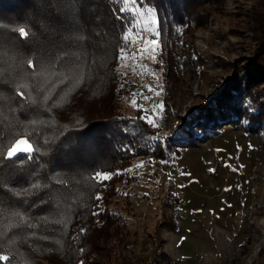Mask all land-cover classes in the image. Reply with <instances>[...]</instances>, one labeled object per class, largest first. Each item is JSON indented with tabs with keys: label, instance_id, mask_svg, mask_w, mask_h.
Wrapping results in <instances>:
<instances>
[{
	"label": "trees",
	"instance_id": "obj_1",
	"mask_svg": "<svg viewBox=\"0 0 264 264\" xmlns=\"http://www.w3.org/2000/svg\"><path fill=\"white\" fill-rule=\"evenodd\" d=\"M222 1L145 0L139 5L156 12L168 74L177 61L168 39L174 26L201 25L209 11L199 8ZM255 5L253 56L243 68H234L211 107L188 113L185 123L197 121L211 131L236 115V120L248 119L253 129L263 124L264 0ZM122 8L123 0H0V253L9 256L0 264H41L43 259L104 264L93 257L101 251L95 242L119 239L121 218L116 211L96 213V206L122 174L114 172L102 183L92 177L127 167L138 155L163 157L165 147L174 150L193 141L189 131L160 136L140 113L121 110L120 100L128 94L115 66L132 20V12L121 13ZM19 27L29 32L27 39L19 37ZM100 85L102 95L95 92ZM84 92L89 104L81 108L75 102ZM245 96L251 107L241 104ZM25 134L38 149L32 159L25 154L5 159L12 140ZM104 249L111 252L114 245Z\"/></svg>",
	"mask_w": 264,
	"mask_h": 264
},
{
	"label": "rangeland",
	"instance_id": "obj_2",
	"mask_svg": "<svg viewBox=\"0 0 264 264\" xmlns=\"http://www.w3.org/2000/svg\"><path fill=\"white\" fill-rule=\"evenodd\" d=\"M255 4L207 3L199 8L209 11L201 25L174 26L168 39L177 61L169 74L161 47L155 61L118 60L115 69L128 94L120 100L121 110L142 117L133 100L141 108H159L160 136L189 131L193 141L165 147L163 157L149 152L127 167L103 172L122 174L96 206V213H120L122 241L95 242L101 251L93 257L101 263L153 264L158 255V264H264V122L253 129L248 119L234 115V121H221L211 131L197 121L185 123L188 113L211 107L234 68L253 56ZM103 89L97 86L95 92L102 95ZM75 104H89L85 92ZM241 104L251 107L246 96ZM107 243L114 245L111 252L104 249Z\"/></svg>",
	"mask_w": 264,
	"mask_h": 264
},
{
	"label": "snow or ice",
	"instance_id": "obj_3",
	"mask_svg": "<svg viewBox=\"0 0 264 264\" xmlns=\"http://www.w3.org/2000/svg\"><path fill=\"white\" fill-rule=\"evenodd\" d=\"M123 2L125 8L120 9L121 13H123L125 9H128L129 4L135 5V7L128 9L132 12V20L126 26L127 31L122 37L125 46L119 50L120 55L118 60L126 63L129 60L142 61L147 57L155 61L157 50L160 47L159 40L152 38L159 36L157 27L158 21L155 10L152 7L141 8L139 5L145 3V0H139V3L138 0H123ZM17 31L21 39L28 38L29 32L26 31L25 27H19ZM27 64L29 68L35 71L36 65L31 59L27 61ZM141 67H143V65H141ZM153 75H155V73H153ZM20 87H25V85H21ZM149 91L155 90L149 86ZM17 94L20 96L21 100L25 99V93L23 91H20ZM156 94L159 95L158 92ZM144 99L147 100V97H144ZM133 105L143 112L141 118L144 119L147 124L154 128L159 126L157 123V113L159 108H154L152 110L141 108L136 104L135 100H133ZM160 107H162V105ZM153 138L158 139V137ZM36 151H38V149L34 147L30 138L25 134L23 136H17V138L12 140L6 152L3 153V157L11 160L19 154H25L28 159H32V154ZM92 179L102 183L111 179V174L96 172ZM96 199L100 200L101 197L97 195ZM8 260L9 256L7 254L0 253V261Z\"/></svg>",
	"mask_w": 264,
	"mask_h": 264
}]
</instances>
